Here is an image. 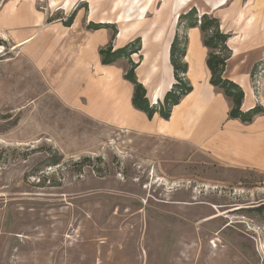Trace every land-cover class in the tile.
Returning <instances> with one entry per match:
<instances>
[{"label": "rangeland", "instance_id": "1", "mask_svg": "<svg viewBox=\"0 0 264 264\" xmlns=\"http://www.w3.org/2000/svg\"><path fill=\"white\" fill-rule=\"evenodd\" d=\"M62 1L38 0L47 23L87 22ZM15 44L0 38V264H264L263 173L93 122Z\"/></svg>", "mask_w": 264, "mask_h": 264}, {"label": "crops", "instance_id": "2", "mask_svg": "<svg viewBox=\"0 0 264 264\" xmlns=\"http://www.w3.org/2000/svg\"><path fill=\"white\" fill-rule=\"evenodd\" d=\"M58 1L49 0L50 7L59 5ZM74 1L63 0L59 10H69ZM145 1L144 17L132 18L140 14ZM83 2L87 4V22L79 11L66 27L62 20L47 23L48 10L47 14L39 11L38 0H0V38H12L15 46L26 50L47 89L64 106L93 122L185 146L229 169L264 174V77L258 93L251 79L254 65L264 62V0ZM153 5L155 14L146 20ZM191 9L197 17L217 19L220 31L229 36L226 46L230 56L223 78L243 91L242 112L263 108L251 123L228 118L230 102L209 82L208 50L197 27L185 30L183 61L191 92L171 109L168 120L157 114L149 119L133 108V86L123 78L121 60L101 64L99 49L109 42L115 50L139 38L141 50L131 56L132 61L134 56L139 58L134 73L145 88L149 104L155 105L174 83L169 50L176 32H182L179 16ZM90 23L113 26V39L111 29H88ZM147 35L149 39L144 40Z\"/></svg>", "mask_w": 264, "mask_h": 264}, {"label": "trees", "instance_id": "3", "mask_svg": "<svg viewBox=\"0 0 264 264\" xmlns=\"http://www.w3.org/2000/svg\"><path fill=\"white\" fill-rule=\"evenodd\" d=\"M75 17L73 12L63 25L69 27ZM183 24L182 32H176L169 50L170 65L173 70L174 83L171 88L165 93L162 100L157 101L155 105H150L146 98L145 88L136 80L134 70L138 62H133L131 56L138 54L141 50V42L139 38L134 39L125 46L113 50L111 42L99 49L100 62L102 65H111L119 60H126L128 69L124 72L123 78L133 86L131 103L134 109L145 113L147 118L151 119L154 114L160 118L168 120L171 114V109L179 104L180 100L191 92V85L185 78L187 65L183 61L186 50L185 30L197 27L201 33L203 46L208 50L206 58V66L210 72V84L220 90L230 102L228 113L229 119H237L243 124H249L253 119L263 113V108L256 106L249 111L242 112L240 107L243 100V91L233 82L223 78V70L226 60L230 56V51L226 46L229 38L219 29L217 19L203 15L197 17L195 9L189 10L186 14L179 16V25ZM88 29H111L112 39L116 33L113 26L93 24L87 26ZM183 36V38H182ZM262 71L264 77V62H259L254 65L251 72V79L254 82L255 76Z\"/></svg>", "mask_w": 264, "mask_h": 264}, {"label": "built area", "instance_id": "4", "mask_svg": "<svg viewBox=\"0 0 264 264\" xmlns=\"http://www.w3.org/2000/svg\"><path fill=\"white\" fill-rule=\"evenodd\" d=\"M262 78H263L262 71L259 69V72L255 76V79H254V82H253L255 93H258V88L260 86V81H261Z\"/></svg>", "mask_w": 264, "mask_h": 264}, {"label": "bare ground", "instance_id": "5", "mask_svg": "<svg viewBox=\"0 0 264 264\" xmlns=\"http://www.w3.org/2000/svg\"><path fill=\"white\" fill-rule=\"evenodd\" d=\"M175 17V16H174ZM175 21V20H174ZM18 46H20V45H18ZM18 46H15V47H18Z\"/></svg>", "mask_w": 264, "mask_h": 264}]
</instances>
